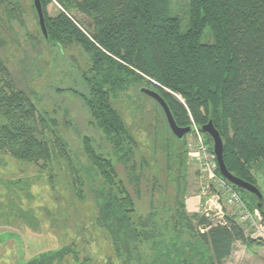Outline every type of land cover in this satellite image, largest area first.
<instances>
[{
  "label": "trees",
  "instance_id": "trees-1",
  "mask_svg": "<svg viewBox=\"0 0 264 264\" xmlns=\"http://www.w3.org/2000/svg\"><path fill=\"white\" fill-rule=\"evenodd\" d=\"M55 1L62 11L50 17L51 0H40L46 45L60 50L78 46L89 68L82 76V94L71 88L54 92L79 95L89 124L106 145L94 146L95 140L84 136L80 153L67 151L65 134L37 106L43 95L15 88L16 80L0 58V149L20 165L39 169L48 168L58 151L78 200L86 194L93 205L92 226L105 234L111 250L108 264H224L234 243L259 244L232 217H226L227 226L214 225L186 210V140L178 141L167 124L175 146L164 152L165 179L174 182V194L163 199L153 185L146 208L139 206L148 181L146 163L113 101L136 86L152 100L140 88H149L141 85L144 76L154 80L159 86L150 89L165 100L176 124L189 126L191 118L200 127L211 120L223 142L227 170L255 185L253 170L264 168V0H187L185 31L172 13V0ZM73 9L92 20L89 32L70 16ZM19 10L17 0H0V21L12 29ZM204 33L212 42H202ZM32 70L37 78L44 72ZM63 111L70 117L67 107ZM202 135L212 151L211 139ZM216 173L221 177L218 169ZM230 186L248 210L256 208L253 195ZM69 256L73 264L85 262L75 248L63 246L19 264H64Z\"/></svg>",
  "mask_w": 264,
  "mask_h": 264
},
{
  "label": "rangeland",
  "instance_id": "rangeland-1",
  "mask_svg": "<svg viewBox=\"0 0 264 264\" xmlns=\"http://www.w3.org/2000/svg\"><path fill=\"white\" fill-rule=\"evenodd\" d=\"M17 1L20 6L19 21H13L12 29L0 21V58L10 72V79L16 80L13 86L43 95V100L37 106L45 116L55 121V128L65 134L67 151L80 153L84 136L94 139V146L100 144L103 148L106 144L100 139L99 132L89 124V111L79 95L65 91L58 96L53 89L71 88L77 94H82V76L89 68L88 57L74 44L62 50L47 46L34 17L32 1ZM172 9L179 20L180 30H187V0H172ZM59 11H62L61 6L51 0L47 6L49 16L54 17ZM69 14L82 29L91 30L90 18L76 9ZM202 42H212L211 36L204 33ZM24 67L30 74L24 71ZM34 67L44 71L41 77H34ZM144 79L141 85L148 89L153 85L159 86L148 77L144 76ZM137 88L132 87L127 96L114 100L113 105L137 142L138 156L146 163L145 176L148 181L143 182V196L139 201V204L143 203L139 206L145 209V201L152 194L153 185L155 194L163 199L174 194V182L171 178L165 179L164 152L169 145L175 146V140L168 132L157 105L141 96ZM163 90L183 103L179 95L165 88ZM64 107L70 111V117L64 116ZM55 151L52 164L46 169H39L32 165H20L8 151L0 149V264H19L39 253L63 246L75 248L84 264H108V259L112 258L105 234L92 226L94 210L90 199L85 194L82 201L78 200L71 189L72 181L62 171L65 163ZM253 176L255 186L264 199V168L254 169ZM183 183L186 186V210L203 215L207 197L201 195L202 185L195 167L189 162L186 163ZM195 197L198 198L190 200ZM225 212L234 219L239 216L238 208L227 204ZM216 221L215 217L211 222ZM237 223L247 237L251 236L249 238L259 244L236 242L224 264H264V238L253 235L248 225ZM64 264H73V259L67 257Z\"/></svg>",
  "mask_w": 264,
  "mask_h": 264
},
{
  "label": "built area",
  "instance_id": "built-area-1",
  "mask_svg": "<svg viewBox=\"0 0 264 264\" xmlns=\"http://www.w3.org/2000/svg\"><path fill=\"white\" fill-rule=\"evenodd\" d=\"M190 122L193 132L185 137L187 160L195 167L198 180L202 185L201 195L207 197L205 206L203 205V208L205 207L203 215L210 221L216 217L217 221L213 223L214 225L227 226L228 215L225 212V204L236 207L239 210L236 222L243 223L244 226L248 225V229L253 230V235L264 238L261 213L256 208L248 210L230 184L216 173L217 164L210 146L205 142L202 133L191 118ZM199 230L203 232L205 229L199 227Z\"/></svg>",
  "mask_w": 264,
  "mask_h": 264
},
{
  "label": "water",
  "instance_id": "water-1",
  "mask_svg": "<svg viewBox=\"0 0 264 264\" xmlns=\"http://www.w3.org/2000/svg\"><path fill=\"white\" fill-rule=\"evenodd\" d=\"M32 5L36 13L40 32L43 38L48 42V34L46 30L45 19H44V14L40 0H32ZM140 92L145 96L149 97L150 99H152L160 107L164 115L168 129L178 141H182L187 135L193 132V127L191 125L186 127H180L176 124L167 103L158 92L144 87L140 88ZM197 129L200 132L208 135L209 138L211 139L212 151L215 156L217 169L221 177L224 180H226V182H228L229 184L234 185L237 188L244 190L250 193L251 195H253L257 200L256 209H258L259 212L264 215V199L259 189L255 185L239 177H236L234 174L230 173L227 170L223 160V142L218 131L213 126L212 121L209 120L206 124L200 127L197 126Z\"/></svg>",
  "mask_w": 264,
  "mask_h": 264
},
{
  "label": "crops",
  "instance_id": "crops-1",
  "mask_svg": "<svg viewBox=\"0 0 264 264\" xmlns=\"http://www.w3.org/2000/svg\"><path fill=\"white\" fill-rule=\"evenodd\" d=\"M197 198H198V197L191 198L190 200H191V201H193V199H197ZM190 200H189V201H190ZM189 201H188L186 204H188V203H189ZM194 202H195L194 204L196 205V201H194ZM188 210H189V209H188ZM191 210L194 212V209H193V208H191ZM234 244H235V243H234Z\"/></svg>",
  "mask_w": 264,
  "mask_h": 264
}]
</instances>
